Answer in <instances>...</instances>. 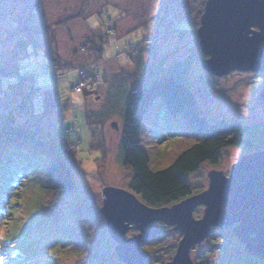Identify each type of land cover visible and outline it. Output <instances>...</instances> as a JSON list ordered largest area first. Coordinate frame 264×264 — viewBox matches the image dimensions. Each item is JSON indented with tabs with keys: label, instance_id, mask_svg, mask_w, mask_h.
I'll return each mask as SVG.
<instances>
[{
	"label": "rangeland",
	"instance_id": "374dc122",
	"mask_svg": "<svg viewBox=\"0 0 264 264\" xmlns=\"http://www.w3.org/2000/svg\"><path fill=\"white\" fill-rule=\"evenodd\" d=\"M203 1L0 0V130L11 125L45 141H56L57 134L60 135L65 144L62 158L78 189L75 195L82 194L76 198L69 191L52 198L44 193L43 197L36 188L45 184L38 167L33 183L14 190L12 184L2 185L4 202L7 194L16 191L24 194L22 201L33 198L34 202L30 201L26 215L32 214L31 222L25 225L29 235H16L19 230L14 231L12 226L17 223L10 225L12 232H8L7 216L0 213V264L2 257H8V251L21 241L31 243L23 252L16 249L17 257L21 254L20 261L25 264L36 263L41 257L50 259L49 264H85L79 256L65 254L60 241L71 242L72 246L66 250H78L83 258L91 259L98 254L101 242L92 243L88 238L80 242L78 236L77 243L71 239L74 231L80 230L75 221L85 224L84 233H88L87 224L97 223V212L104 224L98 212L103 187L128 190L130 170L120 163L118 143L133 83L145 88L165 75L186 80L200 115L208 123L219 119L237 121L253 130V137L260 141L252 142L258 150L264 149V105L259 103L264 71L233 70L217 77L200 68L204 56L193 23ZM96 50H101L98 57ZM13 73L22 77L21 83L3 88L15 82L16 76H10ZM175 126V119L164 113L161 98H154L145 113L140 136L153 169L164 167L173 159L174 144L182 137L172 134ZM246 152L225 148L216 166L205 163L188 175L190 186L206 189L209 170L227 174L230 165ZM20 165L14 160L9 168L14 170ZM26 172L24 167L22 172H14L15 180ZM45 199L48 209L43 213L38 203ZM76 208L79 212L74 211ZM203 209V206L195 208L193 217L200 218ZM160 226L166 234L150 244L157 247L152 254L154 264L169 261L180 238L178 232ZM216 230L221 231L220 237L216 236ZM133 234L130 230L125 236ZM228 235L231 236L230 228L212 229L205 240L190 249V258L194 262V257L199 256L203 264H224L227 256L244 254L240 241ZM98 236L103 245H108L105 253L114 256L115 243L109 234ZM141 251L146 254L145 244ZM249 258L250 261L243 258L244 264L264 261Z\"/></svg>",
	"mask_w": 264,
	"mask_h": 264
},
{
	"label": "trees",
	"instance_id": "16d2710c",
	"mask_svg": "<svg viewBox=\"0 0 264 264\" xmlns=\"http://www.w3.org/2000/svg\"><path fill=\"white\" fill-rule=\"evenodd\" d=\"M205 1L202 2L196 12V22L195 24L193 23V26H195L194 32H196V28L199 25V16ZM191 9H194L193 4ZM74 17H78V15ZM98 42L101 43L100 41ZM100 51L96 52L98 53L96 54L97 57ZM181 63L179 64L180 66L182 65ZM12 75L16 76L14 77L15 79L12 78L15 82L19 83L21 81V76L16 74H11L10 76L12 77ZM134 85H136V88H134ZM131 86L124 108L123 129L118 143L119 158L120 163L130 170L127 184L128 190L133 192L146 205L153 208L170 206L202 191L200 188H192L190 186L187 179L188 175L197 172L199 167L205 163L209 166H216L220 162L222 151L227 147H232L239 151H247L246 153L258 150V146L255 147V142L253 143L252 141H260V138L256 139L253 137L251 128H245L237 121L228 122L221 119L211 124L208 123L207 118L200 115L186 80L165 75L160 79L151 81L149 86L145 88L139 87L136 83L131 84ZM31 93L34 95L33 90ZM156 97L161 98L164 113L175 119L176 126L172 134H178L182 137L180 140H176L174 144L175 155L170 163L164 167L153 169L150 166L148 149L145 143L144 145L141 143L140 136L145 113ZM64 106L68 105L65 104ZM256 134L260 137L262 136L261 132L257 130ZM57 137L56 141L36 139L30 137L27 132L11 125L0 130V213L7 216L6 221L9 223H6L8 232H12L9 230V226L17 223L12 226L14 231L15 229L16 231L19 230L16 235H29V228H25V225L31 222L32 214L26 215L29 213L28 205L30 201H34L33 198H26V200L22 201L24 194L22 195L21 192L16 191V194H7L4 202V186L12 184L11 186L14 190L21 185L27 186L29 183H33L36 178L34 173L37 167L40 171L39 174L42 176V181L45 183L36 187L38 192L41 191L39 193L42 196L46 193L47 195L51 194L49 198H52L69 191L73 192L72 194L76 198L82 195H75L78 189L76 188L73 173L62 158V148L65 144L60 135L57 134ZM164 153H166V150ZM14 160H17L22 165L19 166L20 168L12 170L9 167L13 165ZM24 163L27 166H24ZM23 167L27 171L26 175L15 180L16 177L13 173L16 171L22 172ZM36 197L40 200L38 195ZM52 200L55 201L56 198ZM44 201L42 204L38 203V209L43 213H45V208L48 209L46 199ZM2 202H4L3 205ZM24 211L25 215L23 214ZM74 211L79 212V208L74 209ZM33 214L39 217L42 216L40 213V215L37 213ZM95 214L97 223L95 225L87 224L88 233H84L85 224L78 223L74 219L80 230L74 231V237L71 241L77 243L78 236L81 237L82 241L80 240V242H83L86 238L92 243L101 242V246L97 250L98 254L91 259L83 258L78 253V250L72 252L66 250V248L72 246L71 242L62 244V241H60L61 250L66 252L65 254L79 256L78 259L85 261V264H122L117 260L115 254L113 256L109 251V255L106 254L107 252L105 253L106 249L108 250V245H103L98 235L106 234V227L102 224L98 213L96 212ZM164 227L170 228L166 225ZM24 229L27 230L24 232ZM132 230L133 233L136 232L135 228ZM215 232L217 233L216 236L220 237L219 233L221 231L216 230ZM10 237L6 240H9ZM157 238L145 244L147 249L145 255L151 259L148 264H154L152 254L157 250V247L155 248L156 245L150 246V244L155 243ZM229 238L233 239L234 237L231 234ZM60 239H63L61 235ZM13 240H17V238L14 237ZM29 245L31 246V243L26 241L18 243V246L8 251V257H2V264H25L20 261L21 254L17 257L16 249L23 252L28 249ZM52 257L55 256L52 255ZM242 257L250 261L249 256L244 253L237 257L233 255L227 256V259H224V264H244ZM158 259L160 261V258ZM49 261L51 260L41 257L37 258L36 263L33 264H49ZM161 262L159 264H163ZM194 262L195 264H203L199 256L194 257Z\"/></svg>",
	"mask_w": 264,
	"mask_h": 264
},
{
	"label": "water",
	"instance_id": "95a60500",
	"mask_svg": "<svg viewBox=\"0 0 264 264\" xmlns=\"http://www.w3.org/2000/svg\"><path fill=\"white\" fill-rule=\"evenodd\" d=\"M196 36L205 57L200 68L208 74L220 77L233 70L264 71V0H206ZM259 103L264 105V90ZM111 126L116 128L115 123ZM207 179L206 189L158 208L146 205L131 191L103 187L98 212L115 243L117 260L148 264L141 245L166 234L160 224L181 235L173 256L163 264H194L190 249L214 228H231L249 257L264 259V149L242 155L227 174L209 170ZM199 206L204 207L202 215L194 218L193 211ZM133 227L137 232L125 236Z\"/></svg>",
	"mask_w": 264,
	"mask_h": 264
},
{
	"label": "flooded vegetation",
	"instance_id": "af4514ba",
	"mask_svg": "<svg viewBox=\"0 0 264 264\" xmlns=\"http://www.w3.org/2000/svg\"><path fill=\"white\" fill-rule=\"evenodd\" d=\"M203 7H204V6H203ZM202 11H203V9H202ZM202 11H201V14H202ZM201 14H200V15H201ZM199 18H200V16H199ZM198 27H199V25L197 26V28H198ZM197 28H196V29H197ZM250 29H251L252 31H258V28H257L256 26H251ZM198 91H199V90H198Z\"/></svg>",
	"mask_w": 264,
	"mask_h": 264
},
{
	"label": "crops",
	"instance_id": "0c3cea01",
	"mask_svg": "<svg viewBox=\"0 0 264 264\" xmlns=\"http://www.w3.org/2000/svg\"><path fill=\"white\" fill-rule=\"evenodd\" d=\"M13 74H15V73H13ZM14 85H11V84H6V85H4V87L3 88H5V89H9L10 87H13ZM66 107V106H65Z\"/></svg>",
	"mask_w": 264,
	"mask_h": 264
},
{
	"label": "built area",
	"instance_id": "2783aa9c",
	"mask_svg": "<svg viewBox=\"0 0 264 264\" xmlns=\"http://www.w3.org/2000/svg\"><path fill=\"white\" fill-rule=\"evenodd\" d=\"M81 85H82V84H81ZM78 89H80V88L77 87V90H78Z\"/></svg>",
	"mask_w": 264,
	"mask_h": 264
}]
</instances>
